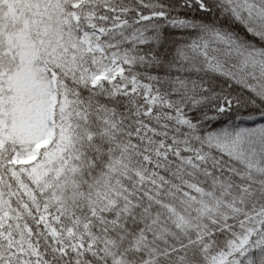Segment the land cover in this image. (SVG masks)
I'll use <instances>...</instances> for the list:
<instances>
[{
    "label": "snow or ice",
    "instance_id": "obj_1",
    "mask_svg": "<svg viewBox=\"0 0 264 264\" xmlns=\"http://www.w3.org/2000/svg\"><path fill=\"white\" fill-rule=\"evenodd\" d=\"M0 264H264V0H0Z\"/></svg>",
    "mask_w": 264,
    "mask_h": 264
}]
</instances>
